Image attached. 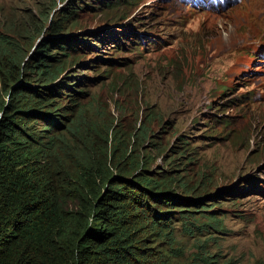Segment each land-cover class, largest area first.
Wrapping results in <instances>:
<instances>
[{
	"label": "trees",
	"instance_id": "16d2710c",
	"mask_svg": "<svg viewBox=\"0 0 264 264\" xmlns=\"http://www.w3.org/2000/svg\"><path fill=\"white\" fill-rule=\"evenodd\" d=\"M120 5L121 0H95V5L66 0L47 29L39 24L36 31L68 36L73 31L66 22L76 24L83 6L105 8L101 23L116 26L124 16L122 8L117 12ZM157 22L137 24L147 35ZM103 31L107 38L117 33L115 27ZM20 34L0 31V264H229L207 247L218 243L216 237L198 238L205 228L223 229L219 203H204L208 190L194 194L182 176L174 180L164 167L154 166L156 154L164 151L161 143L149 141L153 119L128 136L105 120L85 121L84 109L78 108L86 91L76 84L101 77L75 73L78 65L94 66L85 62L87 52L74 55L71 41L46 37L33 43L32 53H23ZM109 54L103 74L128 60L120 59L125 50L119 42ZM64 130L79 135L83 148L69 147ZM183 144L188 155L196 149ZM178 189L187 195L176 194ZM178 202L194 205L178 208ZM174 209L184 221L182 236L194 238L191 249L172 226Z\"/></svg>",
	"mask_w": 264,
	"mask_h": 264
},
{
	"label": "rangeland",
	"instance_id": "374dc122",
	"mask_svg": "<svg viewBox=\"0 0 264 264\" xmlns=\"http://www.w3.org/2000/svg\"><path fill=\"white\" fill-rule=\"evenodd\" d=\"M79 1L95 5V0ZM65 2L0 0V31L22 30L23 53H32L46 37L71 41L74 55L87 52L85 62L91 60L94 66L78 65L75 73L101 77L76 84L86 91L78 108L84 109L85 121L105 120L128 136L152 118L149 141L161 143L164 151L156 154L154 166L164 167L174 180L182 176L197 190L194 194L208 190L204 203L220 205L223 229L205 228L198 238L216 237L218 243L210 241L207 247L220 254L221 263L264 264V0H121L117 12L122 8L124 16L116 26L101 23L105 8L83 6L76 24L66 22V29L73 31L68 36H52L48 30L38 35ZM149 18L159 21L151 35H142L137 22L148 24ZM106 27H115L117 33L107 38ZM146 38L159 44L145 42L136 46L135 54L127 50L135 46L133 41ZM118 42L126 51L120 59L128 60L101 73ZM245 91H250L244 95L250 100L242 98ZM62 134L69 147L83 148L79 135ZM184 141L189 149L196 146L192 154L184 151ZM144 146L155 153V146ZM176 194L187 195L181 189ZM178 211H173L172 226L191 249L194 238L182 236L184 221L177 218Z\"/></svg>",
	"mask_w": 264,
	"mask_h": 264
},
{
	"label": "clouds",
	"instance_id": "9594fccd",
	"mask_svg": "<svg viewBox=\"0 0 264 264\" xmlns=\"http://www.w3.org/2000/svg\"><path fill=\"white\" fill-rule=\"evenodd\" d=\"M139 21H140V19L138 20V22H139ZM142 22H143V21H142ZM144 22H146V21H144ZM147 22H148V19H147ZM150 22H151V21H150ZM150 22H148V24H149ZM148 24H147V25H148ZM138 25H140V27H141L142 24H138ZM139 29H140V28H139ZM153 30H154V28H153ZM138 31H140V30H138ZM152 32H153V31H152ZM141 33H142V32H141ZM142 35H143V34H142ZM147 35H151V34H148V33H147ZM136 37H137V36H136ZM134 39H136V38L133 37V40H134ZM153 41H155V40H153V39H149V38H146V39H144V40L140 39V41H137V43H139L140 45H141V44H144L145 42H147V43L149 42V43H152V44H157V43H158L157 40H156L155 42H153ZM133 43H134V42H133ZM158 44H159V43H158ZM140 45H139V46H140ZM131 47H133V46H128V47H127V48H128L127 50H130ZM135 47H136V45H135ZM137 48H138V47H137ZM138 50H139V48H138ZM138 50H137V53H138ZM125 52H126V51H125ZM130 52H132L133 54H135V53H134L133 51H131V50H130Z\"/></svg>",
	"mask_w": 264,
	"mask_h": 264
},
{
	"label": "bare ground",
	"instance_id": "6f19581e",
	"mask_svg": "<svg viewBox=\"0 0 264 264\" xmlns=\"http://www.w3.org/2000/svg\"><path fill=\"white\" fill-rule=\"evenodd\" d=\"M158 21H159V19H157ZM157 20H153V22H156ZM161 20V19H160ZM222 23H223V26L225 27L226 25H227V21L224 19L223 21H222ZM106 30H108L107 29V27L105 28V31ZM107 32V31H106ZM109 38H111V37H109ZM88 49V48H87Z\"/></svg>",
	"mask_w": 264,
	"mask_h": 264
}]
</instances>
